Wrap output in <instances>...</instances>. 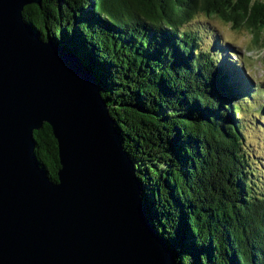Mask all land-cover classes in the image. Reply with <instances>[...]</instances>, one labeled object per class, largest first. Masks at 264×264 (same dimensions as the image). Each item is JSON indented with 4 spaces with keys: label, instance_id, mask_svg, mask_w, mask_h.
I'll return each instance as SVG.
<instances>
[{
    "label": "trees",
    "instance_id": "obj_1",
    "mask_svg": "<svg viewBox=\"0 0 264 264\" xmlns=\"http://www.w3.org/2000/svg\"><path fill=\"white\" fill-rule=\"evenodd\" d=\"M24 13L97 78L180 264H264V136L254 130L264 88L252 92L244 60L212 24L257 43L264 0H41ZM34 138L56 179L50 128Z\"/></svg>",
    "mask_w": 264,
    "mask_h": 264
},
{
    "label": "water",
    "instance_id": "obj_2",
    "mask_svg": "<svg viewBox=\"0 0 264 264\" xmlns=\"http://www.w3.org/2000/svg\"><path fill=\"white\" fill-rule=\"evenodd\" d=\"M0 0V264H180L95 75ZM47 125L50 179L34 133Z\"/></svg>",
    "mask_w": 264,
    "mask_h": 264
},
{
    "label": "rangeland",
    "instance_id": "obj_3",
    "mask_svg": "<svg viewBox=\"0 0 264 264\" xmlns=\"http://www.w3.org/2000/svg\"><path fill=\"white\" fill-rule=\"evenodd\" d=\"M212 24L219 31L222 39L227 40L232 44L238 58L244 60V68L240 66L241 64L239 65V68L241 69L240 71L243 76H245L249 82L252 83L251 86L248 81H246L245 85H249L250 89L254 90L252 91L254 93H257V90L253 86L261 85L260 87L264 88V47H260V42L264 39V30L260 34V40L257 43H253L252 36L245 29L234 30L228 24H225L218 19L212 22ZM232 60H235L234 56ZM254 101L261 107L263 106L264 109V92H258V95L256 94L254 96ZM256 116H258L260 119L259 121L264 124V115ZM259 124L262 125L260 122ZM255 129L261 131L262 136H264V126H254V130ZM250 134H252V132ZM254 135H259V133L256 132ZM262 144L263 143L261 142V145ZM262 152L264 154V150ZM259 156H262V153H260Z\"/></svg>",
    "mask_w": 264,
    "mask_h": 264
}]
</instances>
